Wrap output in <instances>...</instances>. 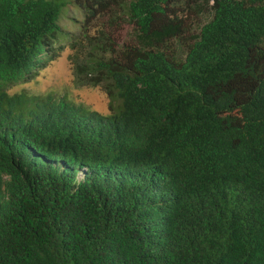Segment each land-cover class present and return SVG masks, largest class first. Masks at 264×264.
Wrapping results in <instances>:
<instances>
[{"label": "trees", "instance_id": "trees-1", "mask_svg": "<svg viewBox=\"0 0 264 264\" xmlns=\"http://www.w3.org/2000/svg\"><path fill=\"white\" fill-rule=\"evenodd\" d=\"M0 264H264V0H0Z\"/></svg>", "mask_w": 264, "mask_h": 264}, {"label": "rangeland", "instance_id": "rangeland-1", "mask_svg": "<svg viewBox=\"0 0 264 264\" xmlns=\"http://www.w3.org/2000/svg\"><path fill=\"white\" fill-rule=\"evenodd\" d=\"M83 22V13L74 4L68 3L63 8L60 25L66 32L77 34ZM131 33V29L126 28L124 31L119 32L118 38L122 42H128L130 41ZM68 38L70 39V36ZM63 43L65 44V49L59 57L44 68L35 79L20 83L10 92L14 94L27 91L33 95L54 93L57 96H67L76 104H83L102 115H108L110 113L109 99L100 88L77 87L74 84L73 70L69 61L72 50L69 44Z\"/></svg>", "mask_w": 264, "mask_h": 264}]
</instances>
